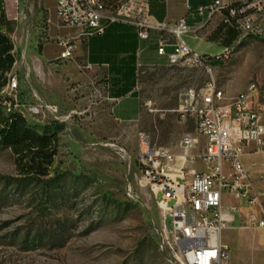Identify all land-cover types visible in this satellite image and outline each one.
I'll return each mask as SVG.
<instances>
[{"label": "rangeland", "instance_id": "rangeland-1", "mask_svg": "<svg viewBox=\"0 0 264 264\" xmlns=\"http://www.w3.org/2000/svg\"><path fill=\"white\" fill-rule=\"evenodd\" d=\"M2 3L4 32L14 46L11 77L18 82L12 110L30 127L56 133L57 153L47 177L23 181L9 149L0 147V264H173L169 214L143 178L137 137L144 134L152 147L176 153L183 128L172 110L186 90L203 89L211 77L225 95L219 105L255 84V108L264 118V29L241 34L228 59L209 64L211 74L188 66L140 69V119L119 124L110 118L98 75L80 59L40 57L45 46L43 58L53 60L56 39L70 32L57 27L53 0ZM44 106L56 113H35ZM255 163L251 177L264 176L262 157ZM53 171L59 176L46 183ZM259 191L261 205L244 204V214L250 207L264 220V181ZM241 231L259 246L250 248L251 263L264 264V232Z\"/></svg>", "mask_w": 264, "mask_h": 264}, {"label": "built area", "instance_id": "built-area-1", "mask_svg": "<svg viewBox=\"0 0 264 264\" xmlns=\"http://www.w3.org/2000/svg\"><path fill=\"white\" fill-rule=\"evenodd\" d=\"M53 2L57 27L76 33L73 37L56 39L58 61L72 59L76 41L103 35L107 25L113 23L133 27L139 41H147L152 31L170 35L173 41L167 43L161 39L157 49L159 56L166 57L168 67L204 68L211 74L209 64L212 61L221 62L231 56V46L212 57L193 52L180 39V36L192 32L186 21L180 19L172 26L155 21L149 14L150 0H126L119 5L113 17L92 14L85 0ZM183 2L190 10L189 0ZM196 13L200 16L205 14L206 22L220 14L221 23L234 28L238 37L264 29V0H214L199 5ZM103 20L105 23H102ZM168 45L172 51L166 53ZM17 86L16 80L10 91L0 95V105L6 112L16 106ZM256 98L257 87L251 83L248 90H243L236 97L230 108H217V101L225 100V95L218 93L215 80L211 77L203 89L186 90L172 110L177 123L191 122L194 126L195 133L185 131L181 135L180 154L163 147L154 148L146 135H138L137 161L143 178L158 207L169 214L176 248L173 264H230L220 234L231 227L236 207L225 208L223 195L244 200L249 206L261 205L263 193L254 187V183L264 181V176L251 179L242 162L243 149L252 145L264 164V118L255 108ZM40 110H35V113L41 112L43 116L56 113V109L50 106L40 107ZM198 137L204 138L202 149H199ZM194 149L199 151L192 154ZM196 160L209 166L205 173L187 168V164ZM169 203L172 205L169 206ZM247 222L249 227L264 230V220L255 214H250Z\"/></svg>", "mask_w": 264, "mask_h": 264}, {"label": "crops", "instance_id": "crops-1", "mask_svg": "<svg viewBox=\"0 0 264 264\" xmlns=\"http://www.w3.org/2000/svg\"><path fill=\"white\" fill-rule=\"evenodd\" d=\"M101 1L106 11L111 12L115 10L120 0ZM213 1L206 0L202 4L199 0H189L190 10H187L183 0H151L149 14L155 21L165 22L169 26L174 25L180 19H184L192 29V32L180 36V39L196 54L212 57L221 53L225 48L232 46L238 37V33L234 28L221 23L220 14L214 15L206 22L205 14L200 16L196 13V8L199 5H206ZM102 23H105V20ZM75 35V31H70L63 37H73ZM161 39L167 43L173 41L170 35L155 31L150 32L147 41H139L133 27L121 23H113L107 25L103 35L75 42L72 59H80L87 69L98 75L99 87L104 100L109 104L108 113L113 121L119 124H133L140 119L141 102L137 91L138 73L140 69L167 66L166 57L157 54ZM54 45L56 46V44ZM43 48L40 53L43 61H58V55L53 60H45L42 54ZM165 51L169 53L172 48L168 45ZM179 126L183 128L182 134L185 131L195 133L191 122L179 124ZM198 138L199 149H202L204 138ZM199 149H194L191 153L196 154ZM181 151L179 144L178 151L172 153L180 154ZM243 153L242 162L244 168L250 178L255 180L257 177L252 178L249 171L250 168L256 165V158L259 157L261 159V155L254 152L252 145L245 147ZM208 167V165L198 160L187 164V168L193 169L197 173H205ZM226 170L227 167H225ZM260 183L262 182L257 181L254 183V187L257 190H259ZM222 204L225 208L229 206L236 207L231 227L223 230L220 234L221 244L226 247L228 261L230 264H252L250 248L253 247L255 251L256 249L259 250V246L252 242L253 238L249 232L241 230H256L254 227H249L247 222L248 216L255 213L251 211L252 208L248 207L250 212L244 214L246 202L226 194L223 195ZM255 215L257 216V214ZM257 218L261 219L258 216ZM262 231L264 232V230ZM256 258L258 257L255 254L254 262L257 260Z\"/></svg>", "mask_w": 264, "mask_h": 264}, {"label": "trees", "instance_id": "trees-1", "mask_svg": "<svg viewBox=\"0 0 264 264\" xmlns=\"http://www.w3.org/2000/svg\"><path fill=\"white\" fill-rule=\"evenodd\" d=\"M204 2L206 1H201L202 4ZM6 26L3 3L0 0V89L6 85V75L11 72L14 64V46L4 32ZM220 63L222 61H212L210 64L217 66ZM1 107L0 105V147L9 149L13 155L19 177L23 181H38L47 177L49 170H54L53 160L57 153L56 133L40 132L30 127L18 111L5 112ZM53 174L55 176L46 179V183L56 181L59 174L55 171Z\"/></svg>", "mask_w": 264, "mask_h": 264}, {"label": "bare ground", "instance_id": "bare-ground-1", "mask_svg": "<svg viewBox=\"0 0 264 264\" xmlns=\"http://www.w3.org/2000/svg\"><path fill=\"white\" fill-rule=\"evenodd\" d=\"M85 1L87 2V8L92 10V14H96V15L102 16V17H113V16H115L117 13V10L119 9V5L126 2V0H120L114 11L107 12L105 9V6L101 0H85ZM226 59H228V57H225L224 59H222V61H225ZM6 78H7L6 85L2 89H0V95H3L5 93H7L8 91H10L12 89V85H14L16 82V79L14 77H11V72L6 75ZM248 89H249V85L246 87L245 90H248ZM218 93H221V92L218 91ZM218 101H220V100H218ZM232 102H236V98ZM232 102L225 104V105L217 104V108H230V105H232ZM1 108H3V107H1ZM4 111H5V109H4Z\"/></svg>", "mask_w": 264, "mask_h": 264}]
</instances>
